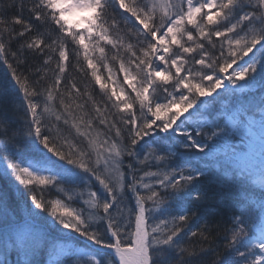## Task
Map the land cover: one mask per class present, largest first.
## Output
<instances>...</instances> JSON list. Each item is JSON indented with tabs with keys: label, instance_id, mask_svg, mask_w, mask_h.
Wrapping results in <instances>:
<instances>
[{
	"label": "trees",
	"instance_id": "1",
	"mask_svg": "<svg viewBox=\"0 0 264 264\" xmlns=\"http://www.w3.org/2000/svg\"><path fill=\"white\" fill-rule=\"evenodd\" d=\"M90 1L108 39L96 50L86 45V34L73 37L67 32L48 0H0V264H89L79 260L76 249L104 264L112 260L111 253L91 245L109 248L124 236L107 233L104 224L114 228V219L118 228L133 229L139 203L148 264H251L257 245L246 240L240 247L232 237L247 199L264 197V166L256 163L250 171L245 169L242 163L251 165L237 159L233 142L219 131L233 118H246L230 117L231 106L237 115L256 110L255 116H261L257 108L264 107V88L205 99L210 100L208 120L198 132L191 130L199 147L192 136L178 134L174 142L172 133L152 134L144 95L137 100L131 92V103L122 102L110 90L105 64L96 63L99 81L85 57L94 58L104 49L105 55L95 56L96 61L116 56L148 90L147 99L164 101L171 82L153 84L150 78L156 69V45L150 38L153 31H161V16L157 13L147 22L149 32L142 31L132 16L143 15L144 0ZM259 4L260 0H218L215 22L202 16L185 22L182 32L190 38H184L183 47L174 46L168 60L183 56L191 72L198 74L194 62L202 58L207 60L205 73H222L252 45L233 43V36L264 40ZM179 7V14L184 13ZM78 35L83 37L79 40ZM157 138L168 148L150 158L144 159L143 152L132 156L135 150L145 151L141 143ZM109 148L119 154L124 176L118 192L102 172L88 173L101 171L96 155ZM28 169L47 172L50 179L40 180ZM91 193L95 200L87 201ZM90 211L94 214L88 219ZM260 213L255 220L242 221L246 232L256 234L255 241H261L258 235L264 229ZM46 227L67 238L50 236ZM246 248L254 250L251 256Z\"/></svg>",
	"mask_w": 264,
	"mask_h": 264
},
{
	"label": "rangeland",
	"instance_id": "2",
	"mask_svg": "<svg viewBox=\"0 0 264 264\" xmlns=\"http://www.w3.org/2000/svg\"><path fill=\"white\" fill-rule=\"evenodd\" d=\"M53 8V10L57 11L58 17L61 21H63L64 26L67 28V32L70 33L73 37H76L75 34L83 33L86 34V45L88 47H92V49L96 50L97 44L99 45L101 42H107V37H104V32L100 27L97 19L98 12L97 8L93 7L90 0L82 3L72 1L66 8H61V2L63 0H48ZM146 2V10H143V15L141 17L132 16V22L134 21L135 25L138 29L142 31H148V21L152 20L156 17L158 13L161 19L162 27L161 31H153L151 35V40L155 43V57L154 61L156 62V69L153 73V76L150 77L152 79L153 84L171 82V93L166 97L164 101L157 100L151 101L149 98L147 99L148 90L145 89L143 84H138L134 77L124 69V66L118 62L119 59L113 57L110 61L108 59L105 60H97L95 56L104 53L103 50H99L97 53H92L94 58L90 55H86L85 60H87V64L90 65L91 69H93L96 77L100 75V68H98V62H102L105 64V70L107 72V76L109 81L108 85L110 86V90L116 96L122 100V102L131 103L133 99L130 94L131 92L136 95V99L140 100V95H144V100H142V104L145 106L148 111V115H150L149 122L152 128V134H155L158 130L160 135H170L172 139H175L174 142H177L175 135L183 134L185 136H192V142L196 146L200 145L197 141L194 140L191 130H198L204 126L206 120H208V115L206 114V110L208 109L207 103L205 99L213 98L216 95L221 97L225 93H246L249 94L251 91L259 90V87L262 86L264 88V40L261 38H255L253 36H248L249 40L242 41L243 37L235 38L233 35L232 42L233 43H244L250 42L252 43L247 49H243L239 59L235 58L230 61L229 66L222 73H213L207 72L203 67L207 66V60H198V62H194L197 64L198 74L195 72H191L190 66H188V60H185L183 56H174L171 60H168V57L171 55V51L174 50V46H182L185 43L184 38H190L189 34L183 33V28H185L184 23H192L195 20L199 19L202 16V19L208 22H215L212 18L215 17L217 10L213 8L215 0H204L203 2H198V0H175V4L173 0H144ZM214 3V4H213ZM182 7V11L184 13H180V6ZM121 10H124V7L121 4H118ZM260 18H259L260 26L256 23L257 26L264 29V0H260ZM61 8V9H60ZM65 11V12H64ZM178 12V14L176 13ZM141 14V13H140ZM250 16V15H249ZM247 16L248 19L251 17ZM236 28V27H235ZM234 30V26H230L229 32ZM149 32V31H148ZM185 35V36H183ZM244 36H247L246 34ZM82 35L78 39L80 40ZM230 37V35H229ZM262 44L260 46L256 44ZM260 47V48H259ZM103 48V47H102ZM107 49V48H106ZM178 49V48H177ZM104 58V57H102ZM97 63V64H96ZM205 64V65H204ZM187 65V66H186ZM155 76L157 79H155ZM101 76H98V80L102 79ZM118 78V80H117ZM99 80V81H100ZM114 81H118L114 82ZM144 90V91H143ZM262 92V89H261ZM248 100V99H247ZM248 100L247 102H249ZM263 105V104H262ZM254 107L258 105H253ZM258 111L261 112V116H255L256 110H253V113L250 114L248 112H243L238 114V110L231 106L227 110L230 117H237L244 115L246 118H233L230 120V125L227 126L226 129L220 130V134L228 141L233 142L232 151H234V155H237L240 162H247L250 167H243L250 171L253 165L256 163H262L264 166V107L258 106ZM226 116V115H225ZM226 120H229V117L226 116ZM200 127V128H199ZM235 139V144H234ZM158 141V142H157ZM157 141L154 143H141L140 149H144L145 151L135 150L132 156H135L139 152H143L144 159L154 157L157 155L159 151L167 149L169 145L165 143L163 140L157 138ZM199 147V146H198ZM117 151L114 148H109V152H100L96 155L97 164L102 167L97 169V172L89 171L88 173L91 175H97L102 172L104 178L108 183L114 184L116 191L118 192V188L123 183V173L120 171L119 156ZM31 159L37 161L38 158L30 157ZM236 159V160H237ZM40 161V160H39ZM250 168V169H248ZM257 174V173H255ZM254 174V175H255ZM36 177L39 179L49 180L48 177L50 174L46 172V174L34 173ZM100 191L106 193V187H102ZM104 188V189H103ZM110 192L113 193L111 187ZM109 192V193H110ZM87 198V201H94L95 196L93 193ZM87 205H89L87 203ZM246 210H244V215L241 217L237 223L235 234H233L232 241L236 239L240 247H242V242L245 243L249 241L250 243L261 246H253L258 248V255L252 259H250L251 264H264V229H261L262 235H258L261 241H255L256 234H252L249 230L246 232L245 225L242 223L249 222L250 220H255L260 212L261 217H264V197H259L258 199L248 198L246 202ZM93 211L87 212V218L91 219L93 215ZM78 216V213H76ZM119 218V216H118ZM97 219V217H96ZM32 221V219H30ZM116 222V227L112 228L109 222L104 224L107 228V233L110 235L124 234L119 238L121 240L115 239V244L110 246L108 250L112 255V260H108L104 264H124V261H130L131 264H147V253H146V234H145V226H144V215H143V205L139 203L137 205V212L134 218V227L133 229H124L121 226L118 228V220H112ZM256 226V225H255ZM264 226V223H263ZM48 228V227H46ZM95 231L98 229L96 227H92ZM131 228V227H130ZM48 232L50 231V236L54 238H67L68 234L55 232L48 228ZM117 231V232H116ZM70 235V234H69ZM24 236H27L24 235ZM131 241L130 245L122 246L121 241ZM247 240V241H246ZM256 250V249H255ZM78 254L79 260H86L89 264H99L96 257L90 254L86 250H74ZM245 251L251 253L254 251L253 249L250 251L248 248ZM91 252V251H90ZM113 253V254H112ZM249 256V257H250Z\"/></svg>",
	"mask_w": 264,
	"mask_h": 264
},
{
	"label": "water",
	"instance_id": "3",
	"mask_svg": "<svg viewBox=\"0 0 264 264\" xmlns=\"http://www.w3.org/2000/svg\"><path fill=\"white\" fill-rule=\"evenodd\" d=\"M97 249H100V250H105L104 248H99V247H96Z\"/></svg>",
	"mask_w": 264,
	"mask_h": 264
}]
</instances>
